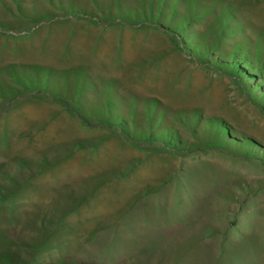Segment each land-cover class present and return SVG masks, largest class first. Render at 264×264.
<instances>
[{
  "label": "rangeland",
  "instance_id": "1",
  "mask_svg": "<svg viewBox=\"0 0 264 264\" xmlns=\"http://www.w3.org/2000/svg\"><path fill=\"white\" fill-rule=\"evenodd\" d=\"M176 6L168 22L173 0H0V264H264V151L192 132L223 119L264 149V112L197 62L187 92L178 50L250 51L253 88L264 0Z\"/></svg>",
  "mask_w": 264,
  "mask_h": 264
},
{
  "label": "trees",
  "instance_id": "2",
  "mask_svg": "<svg viewBox=\"0 0 264 264\" xmlns=\"http://www.w3.org/2000/svg\"><path fill=\"white\" fill-rule=\"evenodd\" d=\"M177 0H173L172 13L168 22H172L173 14L177 8ZM166 30H170L175 33L177 39H181L184 36V33L179 34L181 27H165ZM180 50L185 53L189 60L202 64L208 69H212L220 74L229 76L233 79V82L236 83L239 88L247 95L251 104H253L258 110L262 113L264 112V80L262 82H256L251 87V83L255 79L257 74L260 73V63L256 59V62L252 60L255 59L254 55L250 51L239 52L233 51L230 55L225 58L222 62V65L216 64L215 59H203V54L199 49H193L191 45H186L184 42L179 41ZM159 106V104H158ZM196 126L192 132H202L208 140L213 145H217L223 149H226L228 144H232L236 149H239L237 153L240 156L254 159L257 156L258 151H264L263 147L251 137H245L241 134L233 136L232 127L223 119H201L199 114H195ZM123 119H119L117 126L122 127ZM111 125V124H110ZM114 125V124H112ZM157 137H154V140L151 142H156ZM162 143L165 146L173 147L174 149L180 148V141L177 139V135L174 133L173 137H167L161 139Z\"/></svg>",
  "mask_w": 264,
  "mask_h": 264
},
{
  "label": "crops",
  "instance_id": "3",
  "mask_svg": "<svg viewBox=\"0 0 264 264\" xmlns=\"http://www.w3.org/2000/svg\"><path fill=\"white\" fill-rule=\"evenodd\" d=\"M178 50H180V49H178ZM168 54H167V56H164V58L160 61V59H158V58H156V60H155V62H153V65H152V67H153V70L155 71V68H157V74H156V71H155V74H153L152 75V78H151V81H149V83H147V84H149V85H151L152 87L153 86H158L159 85V81H158V79L160 78V70L162 69V66H167V64L165 63V62H167V61H170V63H171V65L174 67V65H175V61L173 60V58H174V56H175V54H176V52L175 51H172V52H167ZM183 52L180 50V54H182ZM172 60V61H171ZM164 61V62H163ZM188 62V67H186V68H184V71H185V75L183 76V78H184V83H185V85H184V88L187 90V92H189V89H188V87H189V85H187V78H189V76H188V72L191 70V68L193 69L194 67L195 68H200L201 66H198L197 65V63H195V62H193V61H187ZM172 67V70H174L175 71V68H173ZM174 71H173V75H172V79H171V82H172V84L170 83L169 84V87H168V92L170 93V92H174L175 91V87H176V85H177V83H176V79H177V77H176V75L174 74ZM193 74H194V72L192 73V76H193ZM191 76V77H192ZM180 78H181V76H180ZM163 92V91H162ZM146 95L147 96H155V97H158V98H162V100H164V101H167L164 97H163V95L161 94V91L159 90V89H155V90H148L147 92H146Z\"/></svg>",
  "mask_w": 264,
  "mask_h": 264
}]
</instances>
